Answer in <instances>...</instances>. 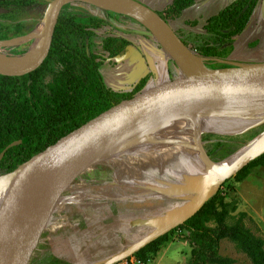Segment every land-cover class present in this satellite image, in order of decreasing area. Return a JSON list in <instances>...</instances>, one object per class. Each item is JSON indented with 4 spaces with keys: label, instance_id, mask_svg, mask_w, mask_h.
I'll return each mask as SVG.
<instances>
[{
    "label": "water",
    "instance_id": "1",
    "mask_svg": "<svg viewBox=\"0 0 264 264\" xmlns=\"http://www.w3.org/2000/svg\"><path fill=\"white\" fill-rule=\"evenodd\" d=\"M75 1L87 2L128 15L142 23L161 46V51L174 60L181 74L174 79L151 80L132 98L123 100L61 137L12 172L0 175V264H30L47 222L64 192L76 177L81 176L93 165L99 164L97 158L108 153L110 145L119 137L140 130L151 132L160 127L164 128L172 145L182 146L176 153V158L182 164L189 183L181 185V189L192 196L191 200L174 211L171 217L166 213L162 220L164 223L159 224L153 232L107 259L104 264H114L135 254L171 229L183 224L203 207L227 180L264 154V129L234 154L219 161L208 155L201 142L197 145L189 137L195 131H199V135L210 132L235 136L264 125V62L210 68L206 64L207 58L190 48L167 20L137 0H50L41 23L31 33L19 37L30 38L32 33L44 25L38 53L21 67L12 68L0 64V74L18 76L37 69L49 54L63 7ZM260 4L264 10V0ZM223 70L248 73L254 79L245 81L223 73ZM226 100L249 107L248 111L241 112L232 127L221 126L217 116L207 112L201 113L198 118L191 117L199 111L213 110ZM186 117L188 119H185ZM178 120H181V123ZM197 126L201 129L195 130ZM138 142L147 141L142 139ZM17 144L19 141L13 142L10 147ZM192 149H195V153L191 152ZM5 152L6 150L0 154V161ZM37 169L42 173L24 188V194L11 206L6 185L17 183L24 175Z\"/></svg>",
    "mask_w": 264,
    "mask_h": 264
},
{
    "label": "trees",
    "instance_id": "2",
    "mask_svg": "<svg viewBox=\"0 0 264 264\" xmlns=\"http://www.w3.org/2000/svg\"><path fill=\"white\" fill-rule=\"evenodd\" d=\"M194 2L173 0L160 15L170 23ZM261 2L234 1L208 19L202 32L190 37L187 45L203 57L228 59L237 37L247 29ZM48 3L46 0H0V41L31 33L41 23ZM90 5L75 1L63 7L49 54L37 69L18 76L0 74V154L6 150L0 161V175L12 172L61 137L123 100L132 98L149 84L151 78L146 77L131 91H116L106 85L100 69L104 59L125 56L131 42L125 37L108 36L102 44L108 56L93 52L90 39L113 13L104 10L101 15L77 7ZM188 24L194 25V22ZM27 50L22 49L19 54ZM226 137L227 141H218L207 152L211 158L220 148L228 146L231 139L239 138ZM15 141L19 144L10 147ZM221 159L224 158H215V161ZM259 165L264 166V154L231 179L242 182L251 174L252 168ZM228 182L187 221L134 255L143 260L154 259L178 231H186V239L192 249L190 264H235L234 258L220 253L223 239L232 241L253 264H264V237L257 235L246 224V212L235 213L238 209L236 198L233 196V201H230L227 196L236 188ZM230 219L233 221L230 222ZM61 262L64 261L54 255L37 258L33 254L30 264Z\"/></svg>",
    "mask_w": 264,
    "mask_h": 264
},
{
    "label": "rangeland",
    "instance_id": "3",
    "mask_svg": "<svg viewBox=\"0 0 264 264\" xmlns=\"http://www.w3.org/2000/svg\"><path fill=\"white\" fill-rule=\"evenodd\" d=\"M137 1L145 4L153 10H157L155 9V6L151 0ZM225 2L226 1L221 0L220 9L218 11H212L211 14L214 16L229 4ZM77 7L84 8L90 13L101 15H103L104 10H106L96 5ZM199 8L202 9L203 6L200 5ZM193 17V15L186 14L182 18L178 19L180 21H183L182 25L180 23L178 25L174 20L171 21L170 24L173 28H175V30L187 29L190 28V26H187L189 21L186 25L184 24V20H194ZM126 20L131 23L130 19H125V21ZM134 23H131L132 27L126 26L128 29L127 31L119 30V34L132 39L136 42L137 46H140L141 49L137 48L136 46V48L132 50V56L129 57L130 60L134 61V63L132 64L138 63V66L135 68H132V66L130 67L124 60L126 58H122V60L120 59V63L117 61V64L112 63V60H108L109 63L106 62L105 65L102 66V71L105 81L110 86H117L118 83L122 85L123 83H126L125 79L129 76H132V79L135 76H138L137 73L143 70V66L144 68H147V70H152L154 68V63H151L150 59L148 60V58H150V54L147 53V50H150L149 44L147 46L148 49H146L144 42H148L159 49H161V47L151 35V33L145 28L140 26V29H142L143 32L135 30L133 27L139 28V25ZM181 26L182 28L179 29V27ZM137 33H139L141 36H138ZM105 35L106 32L104 30H100L98 37L96 36L95 38L90 39L93 51L101 53V42L103 36ZM252 40H254L255 42L254 47H251V45H249ZM10 41L11 43L8 41L2 42L1 51L3 53H7L8 55L16 56L20 55L19 52L22 49L30 48L34 40H32L31 38H14ZM235 45H237V47L241 49H239L238 52H235V59L229 57L228 60H226L225 64L234 66L240 63L264 62V10L262 9V4H259V6L257 7V12H255L253 17L251 18L249 26L244 31V33L238 37ZM235 48L236 47H234V50H236ZM168 60L169 65L166 69L165 78L174 79L181 73L174 60L170 58V56H168ZM222 72L237 71L223 70ZM159 77L160 76H158V79ZM248 109L249 107L247 106L242 110L239 109L237 111V115H240L242 111H248ZM221 126H223V124H221ZM263 129L264 125L260 126L259 128L252 129L250 130V132L248 131L247 134L235 135V137L239 138L231 139V143L228 146H223L217 152H215V154L212 156V159L215 160V158H226L227 156L234 154L239 149V146L241 144L248 142L253 136H256ZM208 133L210 132H203L199 135V132H196L189 137H191L193 143L197 145L199 144L198 142H201L207 152L210 151L213 146L215 147V145L213 144L217 143L218 141H227L226 136L228 135L216 134V136H214L211 134L215 133H210V136ZM169 139L170 138L162 141L161 143H165ZM136 143L137 149L135 150L134 156H123L118 160L119 162L116 161L113 164H108L106 162L95 164L90 167V169L85 173H82L81 176L75 178L74 182L69 186V188L60 198L58 202L59 205L57 204L58 207L56 206L55 208L54 212H58V214L52 215L50 220L47 222L48 224L45 232L42 235L41 241L34 252L35 257L38 258L54 255L60 261H65L61 262L62 264H97L99 262L106 261V258L108 256L120 250L121 247H114V244L119 241L117 239L120 236L122 238L121 244H123V242L126 244L130 242V231L125 226V222L123 223V221H121L123 218H129L128 212H130V208L123 207L127 204H125V202L123 201L126 199H113V195L111 194L112 192H103L104 194H101L100 192L95 193L92 190L94 187L97 188L96 185L99 181L101 183H104V181H114L115 188L119 189V193L123 194L122 190L127 186L125 185V183L128 182L142 183V181L146 180V178L148 179V181L154 180L156 182L160 179L164 182L165 179L168 180L170 176H172L171 178L173 179L175 178L170 174L169 170L171 162L173 164V162L176 161L174 156H170V158H164L162 155H158V157L156 156V163L144 162L143 149L152 147L153 142L147 141ZM166 144L172 150L174 149L177 152L182 148V146L174 147L171 142H166ZM208 145L212 146L209 147ZM151 150L157 151L153 149V147L151 148ZM191 152H194V149H192ZM228 181V183H232L236 188L234 193L232 192L227 196V200L230 201H233V196H235L236 198L238 209L235 213H238L240 211L246 212L248 214V217L246 218V224L257 235L264 237V166L259 165L252 168L251 174L242 182L238 183L232 179ZM115 191L117 190L115 189ZM101 195L105 196V198L102 199L103 201H100L101 204L99 205V208L105 206V204L107 203H109L108 207H112V205H114V207L107 210L105 213L102 212L100 215H97V210H95L97 206H93L92 204L94 202L89 201L88 199H96V197ZM0 199H2L1 194ZM112 202L113 204L111 205L110 203ZM170 203L171 201H168V203L166 202L165 204L169 206ZM87 204H89L90 206H87ZM63 205L68 206L67 208L58 210V208ZM157 209L161 210L159 208ZM232 221L233 219H230V222ZM105 225L109 226L108 230L106 229ZM150 228L151 227H148L146 232ZM113 231H117L121 234H113ZM124 233L126 240L124 239ZM186 235V231H178L176 235L173 236L172 241L167 243L166 246H164L158 253L156 258H154L153 264H190L192 249L189 241H187L186 239ZM72 250L73 253L71 252ZM220 253L222 255L234 258L236 261L235 264H253L247 254L240 251L236 247V245L228 239L221 240Z\"/></svg>",
    "mask_w": 264,
    "mask_h": 264
},
{
    "label": "crops",
    "instance_id": "4",
    "mask_svg": "<svg viewBox=\"0 0 264 264\" xmlns=\"http://www.w3.org/2000/svg\"><path fill=\"white\" fill-rule=\"evenodd\" d=\"M152 3L155 6V9H157V11H161L163 10L170 2H172V0H151ZM226 1L225 3H231L234 0H224ZM217 2V1H215ZM215 2H209L206 7L208 9V12L211 14L212 13V8L210 7V4H216ZM218 3V2H217ZM219 7V8H218ZM218 7L217 10L218 11L220 9V2L218 3ZM193 8L186 9L184 14H190L193 15V19H205L208 20L207 16L204 17L203 14H198V13H191ZM189 11V12H187ZM191 11V12H190ZM215 11V9L213 10ZM183 14V16H185ZM182 16V17H183ZM212 17V14L210 15ZM181 17V18H182ZM184 20V19H181ZM190 21L189 19H185L184 20V24L187 25V22ZM177 22V24L179 25V23L182 25L183 21H175ZM175 29V28H174ZM239 37V36H238ZM237 37V39H238ZM254 42V40H252L250 43ZM150 50H147L148 53L150 54V61L151 63H154V68L156 70V74H157V78L158 76L159 79H163L166 77V69L169 65V60L167 55H165L161 49L154 47L152 44L148 43ZM250 45V44H249ZM235 49L234 52L231 54V58L235 59L236 54L235 52H238L239 49L237 45H235ZM176 161L171 162V165L169 166V170H170V174L173 175L175 178H171L172 176H170L167 179H165V181H161L160 179L157 180L156 182L154 180L148 181V179L146 178V180L142 181V183H125V185H127L126 187L123 188L122 193H119V189L115 188L114 186V181L112 182H107L104 181V183L99 182V184H97V188H93V192L97 193L100 192L101 194L103 192H108L111 193L113 195V199H126L123 200L125 202L126 205H124V208H130V212L127 219H122L121 221H123V223L125 224V226L129 229V235H131V239L130 242H128V244L124 243L121 244L122 238L121 236L117 239L119 240L118 242H116L114 244V247L116 248H120L119 251H117L116 253L108 256L106 259H109L111 257H114L115 255L121 253L122 251H124V249H126L128 246L138 242L139 240H141L142 238H144L145 236L149 235L151 232H153L156 227L159 224H162L164 222H162L163 218H165L166 213L170 215V217L172 216V214L174 213V211H176L179 207L184 206L186 204V201L191 200V196L189 192L184 191L183 189H181V185H185L189 183V179L185 176V170L182 167V164L180 163V161L175 158ZM149 182V183H148ZM94 186V185H93ZM119 187V186H118ZM122 188V187H120ZM115 189L117 191H115ZM104 194V193H103ZM170 194V195H169ZM115 196V197H114ZM105 198V196L101 195L96 197V199H91L89 198V201L94 202L92 205L93 206H97V208L95 210H97V215H100L102 212L105 213L107 210L111 209L114 207L113 202L110 203L112 205V207H108L109 203L105 204V206L99 208L100 204H101V200ZM112 199V200H113ZM111 200V199H109ZM103 201V200H102ZM168 201H171L170 205L167 206L165 203ZM103 203V202H102ZM116 203V202H115ZM59 205V204H58ZM84 205V204H83ZM164 205V206H163ZM68 205H63L61 207L58 208V210H61L63 208H67ZM77 206V205H76ZM86 206V204H85ZM87 206H90L89 204H87ZM58 207V206H57ZM93 207V208H95ZM157 208L161 209L158 210ZM155 209V210H154ZM171 210V211H170ZM165 213V214H164ZM54 214H58V212H54ZM165 221V220H164ZM170 221V218L169 220ZM106 229H109V226H106ZM151 227L147 232V228ZM113 234H118L120 235L121 233L117 232V231H113ZM124 235V239L125 238V233ZM73 253V250L71 251ZM65 262V261H64ZM105 261L103 262H99L97 264H104ZM115 264V263H114Z\"/></svg>",
    "mask_w": 264,
    "mask_h": 264
},
{
    "label": "bare ground",
    "instance_id": "5",
    "mask_svg": "<svg viewBox=\"0 0 264 264\" xmlns=\"http://www.w3.org/2000/svg\"><path fill=\"white\" fill-rule=\"evenodd\" d=\"M43 29H44V25H41L34 33L30 35V38L34 41H33V44L30 50L25 55L15 56V55H8L7 53H3L1 51L2 42H0V64L7 66V67L17 68V67L24 66L26 63H28L32 59V57H34L40 50ZM21 39H24V38H21ZM8 42L11 43V41H8ZM223 73L230 74L235 78L237 77L239 79H244L245 81H252L254 79V77L249 76L248 73H240V72H223ZM246 106L247 105L239 103V102H233V101L226 100L220 103V105H218L213 110L207 109L206 111L205 110H203L202 112L199 111L191 115V117L198 118L199 115H201V113L203 114L204 112H207L210 115H216L218 118L217 120L221 122V124L227 127H232L239 117V115H237V111L239 109L242 110L246 108ZM185 119H188V117H186ZM178 122L181 123V120H178ZM176 125H172V127L176 129L177 128ZM200 129L201 127L197 126L195 130H200ZM166 132L167 131L164 128L160 127V128H157L156 130H152L151 132L140 130L134 134H128V135L119 137L117 140H115L110 145V149H109L110 151L108 153L97 158V160H99L98 163L106 162L108 164L109 163L113 164L114 162L118 161L123 156H128V157L134 156L135 150L137 149L136 142L142 139H144V141L146 140V141L153 142L152 147L153 149L157 150V151H154V150L152 151L151 150L152 147H149L148 149L144 148L143 149V152H144L143 161L144 162L156 163L157 161L156 156L158 157V155H162L164 158H167V157L170 158V156L172 157L174 156V158H176L177 151H175L174 149L172 150L166 144V142H171L170 139L166 141L165 143H161L162 141L169 138L168 137L169 135ZM196 132H199V131H195L194 133ZM41 173L42 171L40 169L32 170L26 175H24L23 178H21L17 183L6 185L9 191V194H10V198H11V203H12L11 206H14V204L24 194L23 193L24 188L27 185H29L31 181H34Z\"/></svg>",
    "mask_w": 264,
    "mask_h": 264
},
{
    "label": "flooded vegetation",
    "instance_id": "6",
    "mask_svg": "<svg viewBox=\"0 0 264 264\" xmlns=\"http://www.w3.org/2000/svg\"><path fill=\"white\" fill-rule=\"evenodd\" d=\"M215 2V1H217L218 3L221 1V0H195V2H194V4L191 6V7H189L188 9L190 10V8H193L192 9V11H194L195 13H198V14H203L204 15V17L205 16H207L208 18L207 19H210L211 18V14L208 12V9H207V7H206V5L209 3V2ZM222 1H224V0H222ZM234 1H236V0H234ZM233 1V2H234ZM172 2H173V0H172ZM172 2H170L166 7H168ZM217 2H215L216 4H210V7H213L212 8V11L215 9V11L217 10V7H218V3ZM233 2H231V3H229L228 5H230V4H232ZM203 6V8L201 9V8H199V6ZM227 5V6H228ZM92 6V5H91ZM84 7H86V6H84ZM165 7V8H166ZM226 7V6H225ZM224 7V8H225ZM164 8V9H165ZM219 8V7H218ZM223 8V9H224ZM163 9V10H164ZM163 10H161V11H157V10H155V11H157L159 14L163 11ZM106 11H108V12H110V13H113V14H111V16H109L108 18H107V22H106V24L105 25H103V28H101V29H99V30H97L96 32H97V34L96 35H94L92 38H95L96 36L98 37V35H99V31L100 30H104L105 32H106V35L105 36H103V39H102V42H101V53H98V54H102V55H107L108 56V54L106 53V51L103 49V47H102V44H103V40L106 38V37H108V36H119V37H125L124 35H121V34H119V30H121V31H127L128 29H127V27L126 26H129V27H132V24L131 23H136V24H138L139 25V28H137V27H133L135 30H137V31H139V32H143L142 31V29H140V26L141 27H143V28H145L147 31H149L142 23H140L139 21H137L136 19H134L133 17H130V16H128V15H123V14H119V13H116V12H113V11H110V10H106ZM221 11V10H220ZM219 11V12H220ZM184 12H185V10L182 12V14H181V16L179 17V18H177V19H175L174 21H177L178 19H180L182 16H183V14H184ZM191 12V11H190ZM218 12V13H219ZM193 13V12H192ZM217 13V14H218ZM115 14V15H114ZM217 14H215V15H217ZM214 15V16H215ZM212 17H213V15H212ZM125 19H130L131 20V23L129 22V21H125ZM205 20V19H204ZM203 19H194V20H190L189 22H194V25H187V26H190V28H187V29H180V28H182V26L181 27H179V29L180 30H178V29H174L177 33H178V35L185 41V42H190V37L192 38V37H194L196 34H199L200 32H202V28L204 27V25L205 24H207V21L208 20H206V21H204ZM173 21V20H172ZM204 21V22H203ZM134 23V24H135ZM133 24V25H134ZM170 24V23H169ZM171 25V24H170ZM201 29V30H200ZM181 33V34H180ZM137 35L138 36H141L139 33H137ZM16 38H19V37H16ZM125 38H127L130 42H131V46L128 48V50H127V54L125 55V56H123V57H121V58H118L117 60L116 59H109L108 57L107 58H105L104 59V63H103V65H105V63L107 62V63H109V61L108 60H112L113 62L112 63H114V64H117V61L119 62L120 61V59L122 60V58L124 59V58H126V59H124L125 60V62H126V64L127 65H129L130 67L132 66V68H135V67H137L138 66V63H135V64H132V63H134V61L133 60H130L129 59V57H131L132 56V50L134 49V48H136V46H137V44H136V42L135 41H133L132 39H130V38H128V37H125ZM14 39V38H13ZM11 40V39H10ZM3 41H6V40H3ZM91 42V41H90ZM145 43V47H146V49H148V42H144ZM236 43V42H235ZM254 43L255 42H252V43H250V45H251V47H254L255 45H254ZM143 47H144V44H143ZM161 47V46H160ZM235 47V46H234ZM137 48H139V49H141L140 48V46H137ZM91 49H92V43H91ZM142 50H143V48H142ZM93 51V50H92ZM234 51V50H233ZM93 52H95V51H93ZM95 53H97V52H95ZM147 53H148V51H147ZM143 54H144V52H143ZM230 56H231V54H230ZM229 56V57H230ZM228 57V58H229ZM141 58V57H140ZM207 58V61H206V64L210 67V68H224V65H228V64H225V62H226V60H228V59H225V60H221V59H218V58H208V57H206ZM148 60H149V58H148ZM133 61V62H132ZM116 62V63H115ZM120 63V62H119ZM102 65V66H103ZM215 65H217V66H215ZM102 66H101V72H102V74H103V71H102ZM229 66H231V65H229ZM229 66H227V67H229ZM138 74V76H135L133 79H132V76H129L128 78H126L125 79V82L126 83H123L122 85H120V83H118V85L117 86H110L109 84H107V82L105 81V83H106V85L110 88V89H112V90H116V91H131L132 89H134L143 79H145L146 77H149V79H150V81L151 80H154V79H156L157 78V74H156V70H155V68H153L152 70H147V68H144V66H143V70H141V72H138L137 73ZM103 78H104V75H103ZM132 79V80H131ZM104 80H105V78H104ZM116 85V84H115ZM113 87H118V88H113ZM137 93V92H136ZM135 94V93H134ZM259 128V127H258ZM232 141V140H231ZM232 143H234V142H232ZM209 146V145H208ZM100 182V181H99ZM99 182L97 183V184H99ZM94 185V184H93Z\"/></svg>",
    "mask_w": 264,
    "mask_h": 264
},
{
    "label": "built area",
    "instance_id": "7",
    "mask_svg": "<svg viewBox=\"0 0 264 264\" xmlns=\"http://www.w3.org/2000/svg\"><path fill=\"white\" fill-rule=\"evenodd\" d=\"M154 259L143 260L136 257L134 254L130 255L122 260L116 262L115 264H153Z\"/></svg>",
    "mask_w": 264,
    "mask_h": 264
},
{
    "label": "clouds",
    "instance_id": "8",
    "mask_svg": "<svg viewBox=\"0 0 264 264\" xmlns=\"http://www.w3.org/2000/svg\"><path fill=\"white\" fill-rule=\"evenodd\" d=\"M44 234V233H43Z\"/></svg>",
    "mask_w": 264,
    "mask_h": 264
}]
</instances>
